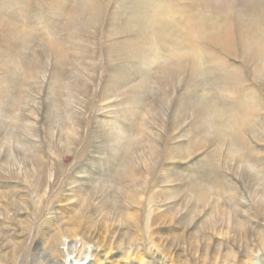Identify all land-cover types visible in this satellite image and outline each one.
<instances>
[{"label": "rangeland", "instance_id": "rangeland-1", "mask_svg": "<svg viewBox=\"0 0 264 264\" xmlns=\"http://www.w3.org/2000/svg\"><path fill=\"white\" fill-rule=\"evenodd\" d=\"M260 39L264 0H0V264H264Z\"/></svg>", "mask_w": 264, "mask_h": 264}, {"label": "bare ground", "instance_id": "bare-ground-1", "mask_svg": "<svg viewBox=\"0 0 264 264\" xmlns=\"http://www.w3.org/2000/svg\"><path fill=\"white\" fill-rule=\"evenodd\" d=\"M210 21V19H208V21L207 20H203V25L205 26H210V25H212V23H210L209 22ZM241 32V31H240ZM240 35V34H239ZM249 36V35H248ZM242 41V40H241ZM224 42V41H223ZM259 43L261 44V46H264V41H262L261 39L259 40ZM60 255H62V256H65V253H62V251L60 252ZM65 264H68V263H65ZM88 264H91V262L90 263H88Z\"/></svg>", "mask_w": 264, "mask_h": 264}]
</instances>
